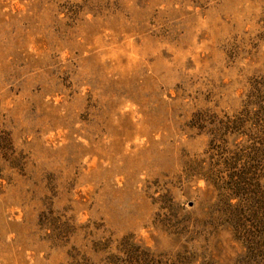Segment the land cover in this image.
<instances>
[{
    "label": "rangeland",
    "instance_id": "374dc122",
    "mask_svg": "<svg viewBox=\"0 0 264 264\" xmlns=\"http://www.w3.org/2000/svg\"><path fill=\"white\" fill-rule=\"evenodd\" d=\"M0 264H264V0H0Z\"/></svg>",
    "mask_w": 264,
    "mask_h": 264
}]
</instances>
